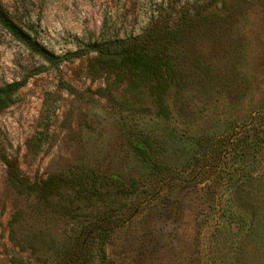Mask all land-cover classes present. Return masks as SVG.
<instances>
[{"label":"rangeland","instance_id":"1","mask_svg":"<svg viewBox=\"0 0 264 264\" xmlns=\"http://www.w3.org/2000/svg\"><path fill=\"white\" fill-rule=\"evenodd\" d=\"M0 4L62 58L0 27V88L26 79L0 112V264H264V0ZM183 16L162 104L90 50Z\"/></svg>","mask_w":264,"mask_h":264},{"label":"trees","instance_id":"2","mask_svg":"<svg viewBox=\"0 0 264 264\" xmlns=\"http://www.w3.org/2000/svg\"><path fill=\"white\" fill-rule=\"evenodd\" d=\"M198 22L196 18L183 16L172 26L166 25L161 28H152L141 37L125 41L123 45H105L103 49L92 45L90 50L99 52V57L109 61V63L120 70L128 71L136 82H141L145 85L148 92L155 95L157 100L162 104L164 103V97L171 90L177 88L178 83L183 77L178 65L180 58L179 47L183 37L186 36L190 29L196 27ZM0 27L30 53L48 63L49 67L58 69L62 58L50 52L19 26L1 4ZM74 54L77 55V53ZM25 82L26 79L0 88V112L13 103L16 92ZM2 161L9 168L11 180L19 182L20 176L13 163L5 157H2ZM74 183L78 185L74 196L79 197L80 194H83L81 190L82 185L79 180L74 181ZM29 188L32 192L35 190L39 195L45 197L46 193L48 194L55 190L56 182L50 179L41 185L34 182L29 185ZM94 228L99 229L100 227L95 226ZM86 240L87 238L83 241L85 242ZM84 242L81 243L82 247ZM71 257H68L69 261H71L70 264H76L79 255L73 259Z\"/></svg>","mask_w":264,"mask_h":264}]
</instances>
